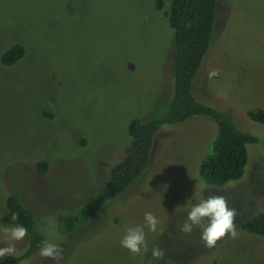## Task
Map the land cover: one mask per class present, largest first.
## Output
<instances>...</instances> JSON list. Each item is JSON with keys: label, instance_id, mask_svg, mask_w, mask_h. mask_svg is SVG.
I'll use <instances>...</instances> for the list:
<instances>
[{"label": "rangeland", "instance_id": "rangeland-1", "mask_svg": "<svg viewBox=\"0 0 264 264\" xmlns=\"http://www.w3.org/2000/svg\"><path fill=\"white\" fill-rule=\"evenodd\" d=\"M156 1L0 0V226L18 223L5 206L14 195L63 249L60 264H264V237L241 228L264 213V125L247 117L264 111V0H217L210 47L193 81L198 102L229 113L239 130L258 138L248 147L244 176L222 188L199 177L217 130L213 121L165 125L144 174L87 224L58 233L59 214L88 205L110 164L127 152L129 122L168 113L170 0H162L161 11ZM14 44L25 56L5 67L1 57ZM41 161L49 165L43 176L36 171ZM210 195L225 196L238 212V237L213 248L199 228L181 231L191 204ZM149 211L160 223L156 232L145 228L149 251L133 256L120 241ZM9 243L19 255L27 237L11 242L0 232V247ZM154 247L165 250L164 259L152 257ZM28 264L55 261L37 255Z\"/></svg>", "mask_w": 264, "mask_h": 264}, {"label": "trees", "instance_id": "trees-1", "mask_svg": "<svg viewBox=\"0 0 264 264\" xmlns=\"http://www.w3.org/2000/svg\"><path fill=\"white\" fill-rule=\"evenodd\" d=\"M155 8L162 10V0ZM217 0H170L166 18L173 32L171 74L173 94L167 115L159 121L143 122L133 118L128 125L130 142L127 152L114 160L107 179L88 205L72 212H61L58 217V233L68 234L87 224L103 204L131 187L147 170L157 131L163 126H177L195 117L213 121L217 130L210 150L199 166V177L210 187L222 188L229 182L239 181L245 174L249 154L248 147L258 143V138L239 130L232 116L198 102L193 95V81L209 50L216 21ZM22 44H14L1 57L5 67H11L25 56ZM51 117L49 114H45ZM247 117L264 125V111L254 109ZM49 165L46 161L36 164L40 176L45 175ZM5 206L10 215L16 214L17 222L28 229L27 246L23 253L0 259V264H28L39 255L41 243L48 240L46 231L38 224L34 210L18 196H8ZM68 222L69 229L63 223ZM248 234L264 237V213H259L242 226Z\"/></svg>", "mask_w": 264, "mask_h": 264}, {"label": "clouds", "instance_id": "clouds-1", "mask_svg": "<svg viewBox=\"0 0 264 264\" xmlns=\"http://www.w3.org/2000/svg\"><path fill=\"white\" fill-rule=\"evenodd\" d=\"M227 187H234V185L229 184ZM237 215V209L229 207L228 200L223 195H210L206 198H199L195 203L191 204L181 231L185 234H191L194 228H199L201 240L205 246L213 248L218 241L226 236H230L233 239L238 237ZM11 219L15 222L18 217L16 214H12ZM159 223L158 217L150 211L146 212L144 214L143 225L127 228L120 241L121 246L127 249L133 256L146 254L149 248L145 228L151 232H156ZM0 232H3L11 242L22 241L28 235V229L19 223L0 226ZM14 253V243L0 247V259L12 256ZM39 255L55 261V264H60V261L63 259V249L57 243L45 240L41 243ZM151 255L154 259L162 260L166 253L164 249L154 247L151 249Z\"/></svg>", "mask_w": 264, "mask_h": 264}]
</instances>
